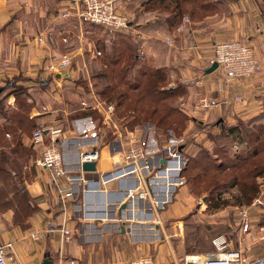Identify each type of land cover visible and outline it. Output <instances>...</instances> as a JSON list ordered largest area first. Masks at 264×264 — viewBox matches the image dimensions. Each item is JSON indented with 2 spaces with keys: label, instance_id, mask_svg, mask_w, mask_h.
<instances>
[{
  "label": "crops",
  "instance_id": "0c3cea01",
  "mask_svg": "<svg viewBox=\"0 0 264 264\" xmlns=\"http://www.w3.org/2000/svg\"><path fill=\"white\" fill-rule=\"evenodd\" d=\"M63 1L0 0V87L19 78L18 84L35 90V79L47 73L45 62L49 54L73 49L61 40L63 26L56 34L46 33V43L37 39L44 26L56 23L54 13L45 6L64 5ZM133 26L146 55L186 83L189 103L199 94L220 101L221 92H214L210 82L216 73H206V64L213 55L214 44L224 39L249 42L261 64L258 75L233 84L250 94L247 104L226 109L230 114L240 109L249 112L260 93H264L263 0H229L226 10L193 22L184 33H166L159 19L145 14ZM157 27L162 30L159 36L155 32ZM169 36L172 45L164 43ZM74 51L72 75L89 58L87 50L82 52L75 47ZM77 87L80 90L81 86ZM45 90L43 97L34 99L44 111L31 108L27 118L36 127L59 129L55 141L68 176L53 183L50 171L34 166L37 148L31 143L32 131L18 129L3 134V141L11 142L9 148L18 144L30 153L17 177L12 178L17 189L8 187L0 176V242L12 245L6 264H41L45 257L53 264H68L69 260L74 264H128L139 256L150 257L153 264H183L186 256L204 260L215 253L212 240L220 236L226 241V249L239 250L250 259L264 254V193H257L249 202L244 201L241 193H223L208 204L206 195L197 198L187 191L186 185H176L170 200L160 208L155 203L159 188L150 184L148 177L139 173L106 176L125 165L123 151H119L123 143L96 129L90 120L91 112L74 116L66 103L59 107L54 102H64L69 96H53L54 100L46 93L47 87ZM7 99L5 104L15 108V97L9 95ZM79 109L76 111H83ZM211 109L212 117H220L215 107ZM4 121L0 115V127L5 125ZM111 141L119 147L114 149ZM5 145L0 144V150L10 153ZM93 149L98 151L97 159L90 161L94 162V170H83L80 154ZM140 192L144 198L139 196ZM242 214L246 215V229Z\"/></svg>",
  "mask_w": 264,
  "mask_h": 264
},
{
  "label": "rangeland",
  "instance_id": "374dc122",
  "mask_svg": "<svg viewBox=\"0 0 264 264\" xmlns=\"http://www.w3.org/2000/svg\"><path fill=\"white\" fill-rule=\"evenodd\" d=\"M142 1L143 0L115 1L114 8L116 9V11L119 12L120 15H124L129 21V26L126 29L127 31L125 32L126 35H122L118 32L112 34L113 32L110 33V31L104 26L85 20L81 15L82 11L85 8L84 0H64V5L56 6L57 3H55V5L45 6L47 10H49V12L54 13V22L56 23H53L49 26H44L41 32L38 34V41L46 43V33L50 34L55 32L56 34V31L60 28V26H63L61 29L63 31L65 30L62 36L64 38H61V40L63 43L68 42L69 47L73 49H68L66 51L60 52V54L58 55L50 53L47 58V62H45V65L48 67L51 58L60 57L61 55L68 56V58L70 59L69 65L64 68L55 67V70H66L69 68V76L71 79L58 81L53 77V73L55 72V70L49 71L46 68L47 73L43 78L46 79L49 76L51 79L46 81L42 80V82L46 83V93L50 98H53L55 100L53 96L62 97L63 99L64 96H69L68 99L66 98L64 102L63 100H61V102L58 99L54 101L56 102V104H59V107H62V104L66 103L65 105L68 111L73 112L74 114L83 111H95L94 114L89 115L91 122L95 124L96 129H99V131L108 133L109 139H117L116 141L118 143L120 141L123 143H121L122 145H119V151H123L122 156H124V152L134 144L144 149H158V153L164 155V157H168L169 155L168 152H165V148L170 147L171 153L174 149H179L182 154L181 157L184 160V165L180 170V177L185 181L183 185H186L187 191L192 193L197 198L209 195L207 203H214L216 194L222 191V188H219L220 190L214 189L213 191H211V186L214 182L209 185L202 184L201 182L200 184H194L193 182H191L188 179V176L190 174L193 175L194 173H196V169H193L190 173L188 171V173L184 175H181V172L186 167L189 159L198 156L201 149L207 150L212 157L217 158L218 162H220L221 158L218 159L217 154H215L217 152L215 147H217L218 145L220 147L222 145L225 146V148L229 152L238 153L242 150L246 138H248L251 146H254V144L259 145L258 149L260 151L258 155L252 160L259 161V164L261 162H264V93H260L261 95L258 97L259 100L254 105V108L249 112H247L246 109H240L238 111H234L233 114H230L226 109V107L228 106V109L231 107L230 109L234 110L236 106L239 107L242 104H247V97L250 96V94H248L244 89L242 90L234 87L233 84L236 81L249 79L258 75L261 71L260 61L255 57L259 61L260 70L257 74L247 78L230 79L227 81L224 76L221 75L220 72H218L217 68L214 71L209 72L216 73V75L211 78L210 82L214 86V92H221V95L218 96L220 101L214 100L212 97L206 96L205 94H199L193 102L189 103L188 89L185 86L186 83H184V81L182 80H179L177 77L172 76L168 71V67L156 65V63H154V61L151 60L148 55H146L141 46L139 37L134 31L133 24L137 21H140L142 15L144 14L149 15L153 18H155V16H158L162 28L166 33H170L172 31H175L176 33H184L186 30H188L189 26L193 22L196 23L202 20H206L208 17H214L215 15H217V13L219 14L223 10H226V2L229 0H216L218 2L217 5L215 7L214 5L209 7L211 11L213 10L212 15L209 16L203 17L204 14H201L203 13L202 11H198L195 15H189L187 13L183 14L179 19H177L174 26H168L165 22L166 12H162L161 10L144 14L139 12L141 7L140 4ZM207 1L214 3L215 0ZM201 2L202 0H197L195 2L196 4L193 5L198 6ZM261 6L263 5L261 4ZM131 22L133 23L132 25ZM47 30L49 33L47 32ZM155 32H157V35L159 36L162 32L161 27H157L155 29ZM225 40L231 39H224L221 41ZM263 40L261 44L262 47ZM221 41H218L215 44ZM243 41L249 43L245 40ZM164 43L166 45H172L171 37L169 36V38H165ZM126 44L130 46L133 51L132 53H137L138 55H140V59L136 62L137 66L131 68L132 73L130 77H128L129 82H134V71L139 68L138 66H141V64L138 63H140L143 59L145 62L142 61V63L149 65L151 68H161L164 70L165 76L158 82L156 86L157 89L163 90L162 95L156 96V94H149V96H144L143 100L135 105L133 103V100L136 98V96H138L139 91H141L140 88L142 85L138 84L139 86H135V88H132L131 85V87L128 88V85L124 83L120 85L118 83L119 86L117 89L121 92H128V98L127 100L122 101L120 104L118 102V99L116 98L106 101L104 97H100L96 94V92L94 91L95 89L92 85V82L94 81L90 77L108 66L109 63H106V58L104 57L105 53H110V56L117 58L121 55L120 51L122 50V52H124L125 48L128 47ZM73 46H75L77 49L80 47L82 49V52L87 50L85 52H88L89 55V58L83 61L80 69L77 70L75 68L74 75L70 74L71 69L74 67V59L76 54L74 51L75 47ZM214 47L213 55L206 64V67L208 66L207 69L213 63L211 62V60L214 58ZM121 65L126 66L123 59H121L118 64L110 65L108 67L119 71ZM140 78L141 82L144 83L143 88H145L146 84H151V79L153 80V77L149 74H144ZM38 79H40L39 76L36 80ZM79 81H82L83 84L87 85L89 90L84 89L83 85H80L81 83H79ZM219 83H221V86H219ZM37 85L38 87H36L35 90H28V94L26 96L21 95L17 97V101L16 103H14L15 108L25 109V114H23L25 117H27V111L29 112L31 108L33 109V111H44V108L40 104H38L37 100L34 99L43 97V94L45 93L44 91L46 90L45 87H41L36 82V86ZM79 85L81 86L80 90L77 89V86ZM99 85L102 86L101 81H99ZM1 86H6V88L0 94V98H2V104H0V107L2 108L3 112H7V114L11 115L13 111L18 110L13 108V106L11 105L8 106L7 103H3V98L11 90L10 83L7 82ZM171 88H173V90H171ZM237 93H242L244 97L243 102H236L234 100V95ZM222 96L224 98L221 102ZM158 97H160V99H158ZM32 100L33 104L31 108L28 106L21 107L18 105V101H23L22 104L26 106V104H28L26 101L30 102ZM108 105H114V115L111 119H106L104 116V111H107L106 108ZM35 107L37 109H35ZM79 107H81L83 111H76L80 110ZM96 107L99 110H97ZM213 107L217 109L218 116L220 115V117H212L210 115L209 111L212 110L211 108ZM169 108H172L177 112L175 111V113L173 114V112L170 111ZM51 109L52 108H50V110ZM153 109H156L155 114L151 113ZM54 114L58 115V112H55ZM79 116L77 117L79 118ZM89 116L87 117L89 118ZM26 124L27 127L29 126L26 131L30 132V125H28V121L26 122ZM235 142H238L240 144L239 149L233 148V144ZM110 143L114 149H116L115 147H119L118 145H115L114 141H111ZM33 158L35 159V157ZM170 166L172 167L173 165ZM231 171V169L229 171L228 169H226V171L224 172V176L228 173L231 174ZM153 173L154 175H156V170H153ZM165 173H167L168 177L171 172L167 171ZM165 176L166 175L164 174V172H161L159 178H166ZM159 181L161 183V185H159V188L164 189V185L166 184V182H163L165 183L163 184L161 180ZM218 181L219 180H217L215 184H217ZM254 181L257 184V192L264 193V169H262L261 173L255 177ZM166 189H170V187L166 186ZM240 192V186L232 184L229 188L223 189V192L221 194H232Z\"/></svg>",
  "mask_w": 264,
  "mask_h": 264
},
{
  "label": "built area",
  "instance_id": "2783aa9c",
  "mask_svg": "<svg viewBox=\"0 0 264 264\" xmlns=\"http://www.w3.org/2000/svg\"><path fill=\"white\" fill-rule=\"evenodd\" d=\"M116 0H84L85 8L82 11V17L92 23L104 26L110 32L125 33L129 26V21L124 15H120L114 8ZM64 13V12H62ZM67 16V15H66ZM257 31H260L257 28ZM126 34V33H125ZM264 47V40H263ZM52 57V56H51ZM69 58L66 55L51 58L47 70H55V67L64 68L69 65ZM211 62L217 63V70L228 81L230 79L247 78L257 74L260 70L259 61L255 58L253 47L243 40L231 39L221 41L215 44L214 58ZM221 86V83H219ZM242 93L234 95L236 102H243ZM97 110H99L96 107ZM105 118L111 119L114 115V105H108L106 108ZM60 133L59 129H54L51 126L39 125L35 127L31 133V143L37 148L34 164L38 168L50 171L51 180L57 183V180L62 176H68V170L63 163V158L59 144L55 141ZM47 139L49 140L46 143ZM239 143L235 142L233 148L239 149ZM165 148L168 152V157L158 153L157 150H149L139 147L134 144L124 152L123 159L125 165L111 170L106 176L128 177L131 175L146 176L150 180V184L159 188L157 179L159 172L170 171L167 184L164 189L159 188V193L155 194L157 201L156 205L163 208L164 204L170 200V193L176 185H183L184 179L180 177V170L184 165V160L181 157L179 149ZM98 151L91 150L81 152L80 160L82 163L90 162L97 159ZM165 158V162L161 165L160 161ZM155 162V164H154ZM170 165H173L172 167ZM171 167V168H170ZM150 170V171H149ZM153 170L157 174L154 175ZM169 186L170 189H166ZM139 196L144 198V193L140 192ZM259 203V199H255ZM244 217L243 227L246 229V215ZM68 233V231H65ZM223 237L214 238L212 244L215 248V253L209 254L206 259H201L199 256L189 255L183 260V264H264V254L255 258H248L241 251L234 249H226V244ZM12 247L11 243L0 242V264H6L8 250ZM68 264H74L73 260H69ZM128 264H153L152 259L147 256H139L130 261Z\"/></svg>",
  "mask_w": 264,
  "mask_h": 264
},
{
  "label": "trees",
  "instance_id": "16d2710c",
  "mask_svg": "<svg viewBox=\"0 0 264 264\" xmlns=\"http://www.w3.org/2000/svg\"><path fill=\"white\" fill-rule=\"evenodd\" d=\"M196 1L197 0H143L140 4L141 7L139 12L151 13L154 11L161 10L162 12H166L165 22L167 23V25L174 26L177 19H179L183 14L186 13L189 15H195L198 11L200 12L202 11L203 13L201 14H204L203 17L212 15L213 10L211 11L209 7L212 5H214L215 7L218 3L216 0L214 1V3L209 2L207 0H202V2L198 6H194L193 4H196L195 3ZM155 17L159 19L158 16ZM132 24L133 23L131 22V25ZM120 34L126 35L123 33ZM127 46L128 47L125 48L124 52H122V50L120 51L121 55L118 56L117 58L110 56V53L104 54V57L106 58V63H109L108 66L118 64L121 59H123L126 66L121 65L119 71L106 66L107 68L105 67L104 69H101L97 74L90 77L94 81L92 82V85L93 88L95 89L94 91L96 92V94L99 95L100 97H104L106 101L116 98L118 99V102L120 104L122 101L127 100L128 98V92H121L117 89L120 84L124 83L128 85L127 86L128 88L131 87V85L132 88H135V86L142 85L140 88L141 91H139L138 96H136V98L133 100V103L135 105L140 103L141 100H143L144 96L147 95L149 96V94L150 95L156 94V96L162 95L163 90L157 89L156 86L158 82L165 76L164 70L161 68H151L149 65L142 63V61H144L143 59L140 63H138L141 64V66H138L139 68H137L134 71L135 72V74L133 75L134 82H129L128 77H130L132 73L131 68L137 66L136 62L140 59L139 57L140 55H138L137 53H132L133 51L130 48V46L129 45ZM144 74H149L153 77V80L152 79L150 80L151 84H146L145 88H143L144 83L141 82V78H140ZM18 79L19 78H15L13 80L8 81V83H10L11 90L3 98V103H5L9 95H13L15 97V103H16L17 97L21 95L26 96L28 94L27 93L28 89L25 88L23 85L18 84L17 82ZM36 79L35 81L41 87H46V83H43L42 80L46 81L51 78L48 76L46 79L45 78H41L38 80ZM99 81H101L102 86L99 85ZM79 83H81L80 85H83L84 89L89 90L88 86L83 84L82 81H79ZM171 90H173V88H171ZM158 99H160V97H158ZM26 102L28 103L26 104V106L22 104L23 101L20 102L18 101V105L21 107L28 106L31 108L33 104V100L30 102L28 101ZM0 104H2V98H0ZM24 110H25L24 108H20L18 109V111L12 112L10 115L7 114V112L6 113L3 112L2 108L0 107V115L5 118L4 121L5 125L0 127V144L5 143L6 144L5 146L7 148H9L11 142L10 141L4 142L2 139V136H4L3 134H10L18 129L26 131L27 128H29V126L27 127L26 124L27 121H28V125H30V131H33V129L36 127L33 120H29L27 117L23 115L25 114ZM169 110L172 111L173 114L176 111L172 108H169ZM83 112H78L74 114V116L82 114ZM90 112L91 114L95 113V111H90ZM155 112L156 109H153L151 113L155 114ZM15 124L18 125L15 126ZM215 148L217 151L215 154H217L218 159L221 158V161L219 160L220 162H218L217 158L212 157L207 150L201 149L198 156L189 159L186 167L181 172V175L188 173V171L190 173L193 169H196L197 172L194 173L193 175L190 174L188 176V179L194 184H200L201 182L202 184L209 185L212 182H214L213 185L211 186L212 187L211 191H213L214 189L218 190L219 188L220 189L222 188V191L218 192V194H221L223 192V189L225 188L227 189L232 184L233 185L236 184L237 186H240V190H241L240 193L243 195L244 201L249 202V200H251V198L258 193L257 184L254 181L255 177L261 173L262 169H264V162H261L259 164V161L252 160L254 157L258 155L260 151L258 149L259 145L254 144V146H251L248 138H246L242 150L238 153H231L225 148V146L222 145L220 147L218 145ZM9 150L10 153H7L5 150H0V176L5 180V183H7L8 187L11 185L12 188L17 189V186L14 183H11L13 181L12 178L14 176L17 177L18 171H20L23 165V161L27 159L30 153L27 149L21 148V146L18 144H16L13 148H9ZM19 152L21 153L18 154ZM226 169H228V171L231 169L232 173L225 174L224 176V172L226 171ZM217 180L219 181L217 184H215ZM208 196L209 195H207V197Z\"/></svg>",
  "mask_w": 264,
  "mask_h": 264
},
{
  "label": "water",
  "instance_id": "95a60500",
  "mask_svg": "<svg viewBox=\"0 0 264 264\" xmlns=\"http://www.w3.org/2000/svg\"><path fill=\"white\" fill-rule=\"evenodd\" d=\"M217 68V63L213 62L212 65L206 70V73H209L211 71H214ZM53 77L58 80L62 81L64 79H71L69 76V68L66 70H55L53 73ZM6 88V86H1L0 87V93ZM165 162V158H162L160 163L163 165ZM82 169L83 170H94V162H84L82 164ZM41 264H53L52 260L49 259V257H45L42 261Z\"/></svg>",
  "mask_w": 264,
  "mask_h": 264
},
{
  "label": "bare ground",
  "instance_id": "6f19581e",
  "mask_svg": "<svg viewBox=\"0 0 264 264\" xmlns=\"http://www.w3.org/2000/svg\"><path fill=\"white\" fill-rule=\"evenodd\" d=\"M162 172H164V174L166 175V176H165L166 178H159V179H157L158 185H161V183H160L159 180H161L162 183H163V182H166V184L168 183L167 180H169V179H168L169 176L167 177V173H165V171H162ZM166 172H167V171H166ZM160 173H161V172H159V175H160ZM163 184H165V183H163ZM168 187H169V186H168Z\"/></svg>",
  "mask_w": 264,
  "mask_h": 264
}]
</instances>
